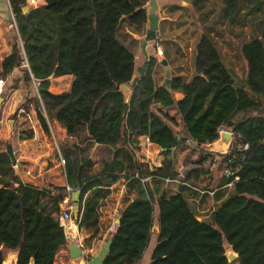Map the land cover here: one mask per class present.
<instances>
[{"label":"trees","instance_id":"16d2710c","mask_svg":"<svg viewBox=\"0 0 264 264\" xmlns=\"http://www.w3.org/2000/svg\"><path fill=\"white\" fill-rule=\"evenodd\" d=\"M43 1L24 15L26 0H8L20 43L16 40L11 55L2 61L1 76L17 68L25 85H37L32 109L24 104L19 108L36 117L45 133L48 122L55 120L68 136L89 137L82 147L60 153L66 185L76 182L80 187L72 215L78 231L97 225L99 209L120 173L128 170V178L138 176L133 185L138 197L120 213L119 224L106 240L111 246L103 264H138L155 223L158 233L149 264H264V0H192L196 13L212 8L201 19L193 76L170 77L168 87L155 81V57L131 86L137 77L135 55L117 37L124 22L135 29L148 23L150 0ZM213 6H218L217 14L209 20ZM225 25L249 30L248 41L242 33L237 36V56L245 65L240 78L215 41L222 36L218 26ZM64 76L72 78L69 89L51 93L50 77ZM120 86L131 89L128 103ZM174 92L183 98L175 102ZM176 116L186 135L182 140L169 126L178 125ZM223 130L233 134L229 153L217 162L216 155L200 150L194 162L202 165L210 159L221 174L224 169L232 173L221 183L232 185V192L210 221L198 222L181 193L163 192L155 200L158 188L152 193L146 183L140 187L138 180L146 177L157 178L158 184L177 179L171 156L154 171L133 160L140 137L170 153L188 141L197 144L194 150L200 149L215 142ZM243 144L248 146L245 151ZM95 145L104 147L98 177L89 173ZM17 163L10 146L0 152V264L8 250L18 253L17 264H54L68 245L59 222L68 193L54 185L23 184L13 169L16 165L21 172ZM202 174L191 169L179 181L189 183ZM225 246L238 256L232 263L225 257Z\"/></svg>","mask_w":264,"mask_h":264},{"label":"crops","instance_id":"0c3cea01","mask_svg":"<svg viewBox=\"0 0 264 264\" xmlns=\"http://www.w3.org/2000/svg\"><path fill=\"white\" fill-rule=\"evenodd\" d=\"M39 1L41 5L44 4L43 0ZM159 1H161L160 3L162 4H160ZM166 3H169L170 5L168 6L169 10H171V7L174 8L173 0H158L157 5L163 6ZM157 17L159 28L161 22L169 21L168 18L162 20L160 16ZM130 34L131 33H129V35ZM16 40L19 42V36L8 0H0V77H2V61L11 55L12 47L14 46ZM163 52L165 53V49ZM167 63L169 64L168 60ZM174 76L185 77V74L184 72H179ZM192 76L193 75L186 78L190 79ZM2 78H5L7 82L12 81V79H16L19 84L18 87L21 88L22 86V73L17 68L9 75ZM53 80L55 82L54 85ZM71 80V76H64L56 79L50 77L49 91L53 94L63 93V91L57 90L58 88L56 87L61 86L66 87V90H64V92H66L69 89ZM172 97L175 102H178L183 98V95L179 92H174L172 93ZM4 102L5 101H3L1 106L6 105ZM19 107L17 102L14 100L12 105L8 108L6 116L0 117V152L5 151L7 146L11 147L12 154L16 162L21 165V172H19V168L16 165L13 169L16 174L20 176V180L23 184L28 182L37 184V186L45 185L44 187H46L54 185L56 187L65 188L68 196L64 198L62 204L60 205V210L62 211L66 208L67 204L72 206L71 194L73 192H79L80 196V187L76 182H74V185L71 187L66 185L63 171L64 161L61 158L60 153L62 150L69 151L73 150L75 147H82L89 140V137L86 134L73 137L68 136L66 130L55 120L48 122L49 132L45 133L42 130L37 118L26 113ZM158 108V105L152 107L153 111H157ZM11 114L12 120L7 119V117H10ZM168 114L173 115V112L169 111ZM175 120L178 123L177 126H181L183 132L182 125L177 116L175 117ZM10 122L13 123L12 129L10 127ZM185 137L186 135L182 138H177L182 140L185 139ZM146 140L147 138L145 137L139 138L138 150L136 151L133 160L139 162L140 164H145L149 171H154L155 169L160 168L163 162L171 156L173 158V171L177 174V179H165L158 184L159 182L157 178L146 177L145 179L138 180L140 182V187L146 183L152 193L155 188H158V194L153 193V198L155 200L163 192L169 195L181 193L187 199L188 205L197 218L201 221H210L211 214L229 197L232 192V185L221 184L223 177L218 166L214 163L211 164V160L208 159L204 161L202 165H195L194 163H191L188 165L189 168L187 166L185 169H182L181 172L178 170L177 166H175V159L173 155L175 154V150L183 148L182 146L172 149L169 153L166 150L151 144L149 141L147 142ZM149 148H152L153 152H150ZM54 151H56L55 154ZM156 152L160 153L158 159H155L152 155ZM103 154L104 147L98 145H95L89 154V160L92 163L89 173L93 177H98L97 174L102 171L100 159ZM106 155L107 154H105V157ZM58 159H60V164L58 163ZM213 161H216V158H214ZM191 169H196L198 171L202 170L204 174L200 175L196 180L189 181V183H181L179 178L182 177L186 171ZM125 172L127 173L125 174ZM19 173H22V175ZM129 173L130 171L128 170L120 173L121 178L110 187V195L104 200L103 205L99 209V220L97 225L95 227L82 228L79 231L76 228L75 239L72 240L68 237V245L58 252L55 257L54 264H73L69 247L72 243H74V240L77 241V243L74 244L80 247L82 251H86V253L90 256V259L94 258L99 253L102 247L106 244L107 238L114 232L108 225L112 224L117 226L116 220H118L122 210L138 197L137 189L133 186L134 182H137L136 180L138 179V176L136 175L134 179L128 178ZM44 176L45 179L43 178ZM65 200H67V202H65ZM73 212L74 211L72 210L71 216L73 215ZM155 215H157V208ZM156 235L157 233L152 231V237L148 248L144 252L138 264L150 263V257L156 244ZM9 255L14 254L8 253L7 259Z\"/></svg>","mask_w":264,"mask_h":264},{"label":"rangeland","instance_id":"374dc122","mask_svg":"<svg viewBox=\"0 0 264 264\" xmlns=\"http://www.w3.org/2000/svg\"><path fill=\"white\" fill-rule=\"evenodd\" d=\"M173 1V6L175 9L171 7V10H169V3H166L163 6L157 5L158 7L155 15L160 16L162 20L168 18L169 21L160 23V28L159 26L157 27L158 29L156 31L155 41L148 43L146 48L148 57H155L157 59V65L154 70V77L157 84H164L166 79L164 67L160 64L162 60L169 61V79L179 72H184L185 77H190L191 75H193L194 49L201 35V28L203 26L201 19L203 18V14H205L209 9L212 8V6H208L207 8L201 10L200 13H196L194 12L191 5L192 0ZM160 2L161 1H159V3ZM147 8L149 11V4L147 5ZM217 9L218 6H213L214 11L213 14H211L209 20H212L215 14H217ZM218 28L222 32L221 37H215L218 50L225 62L232 66L234 73L240 78L245 72V65L243 61H241L237 56L236 50L239 46V39L237 36L242 33L245 35L246 40L248 41L249 30L248 28L240 29L239 26H232L231 28H229V26L226 25L218 26ZM148 29V23L139 29H135L129 27L127 23L124 22L122 23L120 30L117 33L119 41L134 53L136 69L138 67H142L145 61L140 46L142 41L145 39V35ZM128 32L131 34L129 35ZM154 46H156L157 48L155 49ZM164 49L165 53L163 52ZM136 76H138V72H136ZM54 84L55 82L53 80V85ZM18 85L19 84L16 79H12V81H8L6 83L5 90L2 94V100L5 101L4 104L6 103V105L1 106L0 117L6 116V113H8V108L12 105L14 100L17 102L18 107L24 104L27 105L29 109H32V101L37 98V85H35V83H31L27 86L23 82L21 88H19ZM56 87L59 91L64 92V90H66V87ZM11 116L12 114L10 115V117H7V119L12 120ZM169 126L177 137H184L185 134L184 132H182L181 126ZM182 147L183 148L176 149L174 152L175 154L173 155L175 159V166H177L178 170L180 171L182 169H185L189 164L197 161L199 158V152L201 150L197 149L195 151L194 147L189 144V142L185 143ZM149 149L150 152H153L152 148ZM152 155L155 159H158L160 153L156 152ZM216 161L219 162V160ZM111 225L112 224L108 225L109 228L112 227ZM6 252L7 251L4 252V255L6 254Z\"/></svg>","mask_w":264,"mask_h":264},{"label":"water","instance_id":"95a60500","mask_svg":"<svg viewBox=\"0 0 264 264\" xmlns=\"http://www.w3.org/2000/svg\"><path fill=\"white\" fill-rule=\"evenodd\" d=\"M149 6H150V10H149V15H148V19L147 22L149 24V29L146 32L145 35V39L142 41L141 43V51L142 54L144 56V63L142 65V67H138L136 69V72L139 73V76L135 77L131 86H134L139 80L140 78H142L144 76L145 73V69L147 67L148 61H149V57L148 54L146 52V48L148 43L150 42H154L156 39V31H157V27H158V17L155 15V12L157 10V0H150L149 2ZM35 8H33L30 5H26L23 9L22 12L24 15H27L31 10H34ZM155 49L157 48L156 46H154ZM161 66L164 67L165 70V82H164V86L168 87L169 84V66L166 60H162L160 62ZM118 91L123 95V99L125 103H128V100L130 98L131 95V89L128 88L127 86H120ZM3 100L2 98L0 99V106L2 105ZM13 124L12 122H10V125ZM11 129H12V125H11ZM233 142V134L231 132L228 131H220L219 132V137L218 139L211 143V144H207V145H202L200 146V149L208 152V153H212V154H216V160H219V156H224L227 153H229L231 145ZM195 148L197 147V144L193 143L192 144ZM71 202H72V208L73 211H76L78 209V202H79V192H73L71 194ZM197 221L200 222L201 220L199 218H197ZM119 224V220H116V225ZM152 231L155 233H158V224L155 223ZM111 246V241H107L106 244L102 247V249L99 251V253L92 259H90L88 262H85L82 258V250L80 249V247L71 244L69 247V252L71 255V259L73 260V264H103L105 258L108 255V251L109 248ZM8 253H13L15 255V259H14V263L13 264H17V256L18 253L16 251H7L6 254L4 255V260L3 263L5 262V260L7 259V254ZM225 257L227 258L229 263H232L233 261H235L237 259V254H235L231 247L229 246H225Z\"/></svg>","mask_w":264,"mask_h":264},{"label":"built area","instance_id":"2783aa9c","mask_svg":"<svg viewBox=\"0 0 264 264\" xmlns=\"http://www.w3.org/2000/svg\"><path fill=\"white\" fill-rule=\"evenodd\" d=\"M26 4L32 6L33 8H38L40 5V1L39 0H26ZM24 67H27V63L24 62L23 64ZM6 79L0 77V99L2 98V94L4 91V88L6 86ZM148 142V139L146 140ZM248 146L246 144H243L241 146V150L245 151L247 150ZM230 163V162H228ZM222 175L225 178H229L232 176V173L230 172V170L228 169H224L222 172ZM65 202H67V200H65ZM72 206L70 204H67L66 208L62 210V212L59 215V222L61 227H63L66 231L67 237L71 238L72 240L75 239L76 237V225L74 224L73 220H72ZM116 226L112 225L111 230L115 231ZM74 243L76 244L77 241L74 240ZM72 243V244H74ZM74 244V245H75ZM82 258L85 262H88L90 260V256L86 253V251H82Z\"/></svg>","mask_w":264,"mask_h":264},{"label":"bare ground","instance_id":"6f19581e","mask_svg":"<svg viewBox=\"0 0 264 264\" xmlns=\"http://www.w3.org/2000/svg\"><path fill=\"white\" fill-rule=\"evenodd\" d=\"M15 256L14 255H9L8 259L4 264H13L14 263Z\"/></svg>","mask_w":264,"mask_h":264}]
</instances>
